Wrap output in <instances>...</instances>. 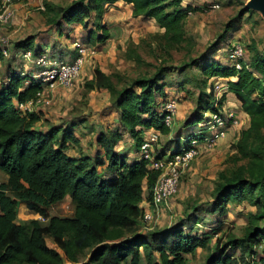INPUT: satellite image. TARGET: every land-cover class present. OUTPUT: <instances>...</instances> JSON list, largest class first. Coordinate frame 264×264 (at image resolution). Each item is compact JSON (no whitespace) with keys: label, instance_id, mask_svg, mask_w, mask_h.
<instances>
[{"label":"trees","instance_id":"obj_1","mask_svg":"<svg viewBox=\"0 0 264 264\" xmlns=\"http://www.w3.org/2000/svg\"><path fill=\"white\" fill-rule=\"evenodd\" d=\"M20 1L23 0H10L12 4ZM118 1L131 5L133 18L153 19L162 29L164 39L175 45L185 39L183 24L188 13L200 10L183 5L182 0H74L63 7L45 3L41 12L45 36L28 35L11 43L0 40V64L4 65L0 76V171L6 175V180L0 183V264H188V258L197 249L210 247L203 264H264V249H257L264 240V227L258 226V221L264 219V162L260 161L264 146L253 147L264 130V54L255 53L241 70L213 59L219 45L229 38V32H236L242 14L250 11L242 9L230 20V25L226 24L230 30L226 29L193 63L204 62L201 67L204 79H233L226 82L228 90L219 103L227 100V94H232L239 103L249 126L241 131L235 146L243 157H257L245 171L219 175L212 200L193 204L170 226L142 230L141 204L146 202L149 206L159 173L148 170L147 162L139 157L144 130L154 128L162 135L171 130L164 125L167 95L161 79L166 67L122 89L113 87L106 74L94 71L86 86L89 90L107 89L119 127L99 131L91 155L67 153L69 146L78 142L73 130L82 124V118L39 128L36 124L41 120L43 107L26 114L17 109L16 103L34 98L43 85L33 78L42 71L41 67L33 62L28 70H23V53L30 52L34 61L54 48L47 35L54 33L66 38L67 29L75 25L86 29L87 19L92 15L94 27L87 31L84 44L103 45L110 39V33L99 21L106 7ZM73 43L72 50L65 47L64 56L69 58L64 60L73 62L76 58ZM47 55L61 59L54 53ZM213 104L212 91L207 94L201 90L194 111L167 146L155 150V158L167 151L186 149L193 139L202 138L204 134H196L195 127L203 122L204 114L217 112ZM124 135L128 136L125 144L129 149L118 148ZM66 197L74 206L73 215L50 216L48 208ZM245 201L257 210L243 237L230 238L223 244L221 236H217L213 242L226 223L228 205ZM166 203L161 207L167 206ZM20 205L47 221L19 223ZM203 215L214 216L215 229L197 230L202 224L207 225L201 218ZM232 249L240 251L238 260L230 255Z\"/></svg>","mask_w":264,"mask_h":264},{"label":"rangeland","instance_id":"obj_2","mask_svg":"<svg viewBox=\"0 0 264 264\" xmlns=\"http://www.w3.org/2000/svg\"><path fill=\"white\" fill-rule=\"evenodd\" d=\"M72 1L74 0H23L13 3L10 6L11 10L7 11L9 14L12 11L11 18L5 25H0V40L11 43L28 35L45 36V18L41 13L44 10V4L50 3L54 7H63ZM182 1V4H191L196 8L199 4L207 5V3L213 2L219 5V9L209 14H203L198 9L192 15L187 16L183 24L185 39L179 45L169 44L162 36V29L155 22L140 17L133 18L132 13L124 6H105V14L99 22L105 24L109 29L110 39L103 45L95 44L94 48L91 46L96 51V55L88 58L81 69L79 78L70 88L56 87L51 92V104L40 109L41 120L36 126L45 128L75 117L82 118V124L73 130L78 142L74 146H69L67 153L73 156L91 155L96 134L99 131L105 132L119 127L116 114L111 106L112 96L107 89L89 90L86 86L93 79L94 71L99 70L106 74L113 87L122 89L128 87L134 80L149 78L161 67H166L161 79V83L165 85L166 100L174 98L178 103L171 130L168 135L161 134L156 149L159 150L164 145L167 146V142L174 137L175 131L196 108L200 91L210 93L217 81L215 77L203 78L201 67L204 62L198 61L196 64L193 62L195 59L198 60L208 47L220 35L224 34L226 29V31L230 30L229 26L226 28V24L228 22V25L231 24L230 20L244 9L249 0ZM247 15L248 17H246ZM92 17L87 19L88 27L86 29L78 25L67 29L66 38L57 37V34L54 33L50 36L47 35L49 44L54 47L48 53H54L56 58H69L64 56L65 47L72 50L73 42H87L86 33L94 27ZM240 21L242 22L236 32L230 31L227 36L229 38L220 44L219 50L213 54L215 61L228 64L225 60V45L231 40L238 41L243 45L246 64H249L255 53L264 54V20L261 14L250 11L248 14H242ZM86 46L88 47V45ZM203 60L205 61L206 58ZM29 64L24 60L23 70H28ZM3 70L4 65L0 64V76ZM229 101L224 102V108L226 111L234 112L242 119V127L230 129L223 141L209 150H201L190 162L180 177L176 193L169 200L167 206L160 208L159 217L153 230L170 226L182 218L193 204H203L212 200V192L219 181V175L231 176L236 172L245 171L257 157H243L235 146L241 131L249 126V120L245 114L240 112V107L229 103ZM179 113L182 114V117L177 120ZM198 129V126L195 127V131ZM127 139L128 136L124 135L118 148H128L125 144ZM257 145L264 146V130H262L260 138L253 142V147ZM260 161L264 162V156ZM245 176L247 177V175ZM5 180L6 175L0 171V183ZM256 210L257 208L250 202L230 203L227 215L224 217L226 223L214 236L213 242L217 236H221L223 244L227 243L230 238H242L246 228L250 226ZM73 211L74 206L69 197L48 208L49 215L57 217H71ZM201 218L205 219L204 223L207 225L202 224L201 227H197V230L206 231L209 228L212 230L216 228L213 224L214 216L203 215ZM29 220H38L42 224L47 221L43 216L30 212L25 206L20 205L17 221L24 223ZM146 225L141 222L142 230ZM258 226L264 227V219L258 221ZM50 241L47 239L48 244L51 247L54 246ZM211 248L197 249L188 258V264H203ZM257 249L258 251L264 249V240ZM229 253L238 260L239 250L232 249ZM239 264L243 263L239 262Z\"/></svg>","mask_w":264,"mask_h":264},{"label":"built area","instance_id":"obj_3","mask_svg":"<svg viewBox=\"0 0 264 264\" xmlns=\"http://www.w3.org/2000/svg\"><path fill=\"white\" fill-rule=\"evenodd\" d=\"M185 5V4H183ZM12 3L10 0H2L0 4V25L8 23L12 16L7 12ZM195 7V6H192ZM198 7V6H197ZM203 14H209L217 11L219 5L213 4L209 6L199 7ZM193 12H189L188 16ZM94 48V46H92ZM84 43L74 42L73 49L76 58L73 62L64 59H55L43 53L34 61L30 52H24L22 58L29 62L35 63L42 68V71L34 75L33 78L42 82V89L39 90L34 98L24 102L16 103L17 109L23 114L35 112L38 107H44L51 104V92L56 87L70 88L79 78L82 67L88 58L96 55V51ZM6 55L5 52H3ZM226 62L233 66L235 70H241L245 63V49L238 41H228L225 45ZM226 79H217L212 88L214 97V108L217 112L204 114V120L199 123L196 134L203 133L200 139H193L188 148L176 152L167 151L160 158H155V149L158 147L161 133L160 131L149 128L142 132V143L139 147V157L147 162L146 168L159 173L158 178L151 191V202L149 209L143 210L141 222L146 223L143 230L152 231L159 217V211L163 204L172 197L179 184L180 177L184 169L190 162L200 153L201 150H209L217 143L223 141L230 129H240L242 127V119L232 111H226L224 103L220 105L219 101L223 94L228 90ZM178 103L174 98H170L163 107L164 125L167 128L172 127L173 118L177 112ZM167 204V203H166Z\"/></svg>","mask_w":264,"mask_h":264},{"label":"crops","instance_id":"obj_4","mask_svg":"<svg viewBox=\"0 0 264 264\" xmlns=\"http://www.w3.org/2000/svg\"><path fill=\"white\" fill-rule=\"evenodd\" d=\"M213 4H217V3H213V2H211V3H207V5L206 4H199V5H197L198 7H201V6H209V5H213ZM191 5V4H190ZM218 5V4H217ZM115 6H124L125 8H127L129 11H130V13H131V5H127V4H124L122 1H118V2H116L115 4H114V7ZM151 21H153V22H155L153 19H151ZM229 80H233V79H226V81H229ZM227 100L229 101V103H231V104H233V105H236V106H238V107H240V105H239V103L236 101V99L234 98V96L232 95V94H227ZM180 117H182V114L181 113H179L178 115H177V120H179L180 119ZM166 153V152H165ZM141 207L144 209V210H147V209H149L148 208V205H147V203L146 202H143L142 204H141ZM189 257V256H188Z\"/></svg>","mask_w":264,"mask_h":264},{"label":"water","instance_id":"obj_5","mask_svg":"<svg viewBox=\"0 0 264 264\" xmlns=\"http://www.w3.org/2000/svg\"><path fill=\"white\" fill-rule=\"evenodd\" d=\"M244 9L247 11H254L261 14L262 19L264 20V0H249Z\"/></svg>","mask_w":264,"mask_h":264}]
</instances>
